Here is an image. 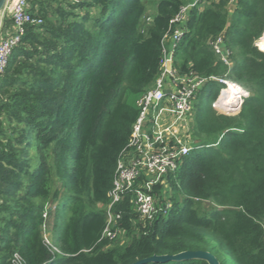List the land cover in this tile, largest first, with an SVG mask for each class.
Returning <instances> with one entry per match:
<instances>
[{
    "label": "trees",
    "instance_id": "trees-1",
    "mask_svg": "<svg viewBox=\"0 0 264 264\" xmlns=\"http://www.w3.org/2000/svg\"><path fill=\"white\" fill-rule=\"evenodd\" d=\"M188 1L155 0L152 12L144 0H28L42 23L25 26L0 78V264L14 252L26 264H131L185 250L209 251L220 264H264V51L255 45L264 0H203L189 10L172 66L224 77L248 96L235 115L218 113L223 85L207 80L193 102V144L164 179L171 197L160 196L161 184L150 190L168 208L142 217L124 193L110 208L116 236H102L107 213L97 206L111 202L139 113L129 97L159 75L162 38ZM216 37L229 65L212 48ZM50 218L58 251L43 241Z\"/></svg>",
    "mask_w": 264,
    "mask_h": 264
},
{
    "label": "built area",
    "instance_id": "built-area-1",
    "mask_svg": "<svg viewBox=\"0 0 264 264\" xmlns=\"http://www.w3.org/2000/svg\"><path fill=\"white\" fill-rule=\"evenodd\" d=\"M66 1L81 3L85 0ZM202 2L203 0H190L184 4L170 21L171 32L169 31L162 38L161 70L152 85L146 88L137 101L139 113L132 125L128 148L117 161L113 176L111 202L105 207L107 225L102 236L110 239L116 236L110 231V224L118 215L112 214L110 208L114 202L122 198L124 193H130V202L142 217L151 219L159 212L160 208H168L170 202L161 203L159 195L150 192V190L154 185L160 184L164 180L165 174L175 171L180 159L188 153L190 147L183 143V135L179 133L178 127L181 126L182 121L185 122V126L189 127L188 122L191 120L194 98L207 80H216L223 85L213 102V107L218 113L235 115L244 98L248 96L246 89L224 77L200 78L194 75H181L172 66V52L175 43L184 31L187 14L192 7H200ZM5 6H9L12 32L0 31V78L13 48L20 42L25 32V26L42 23V19L31 12L28 0H11L10 5ZM212 48L224 63L230 64L228 50L222 45L221 37L215 38ZM229 83L236 89L233 100L221 98V91ZM166 107H168L170 121L160 127L157 122ZM147 125L151 127L149 131L146 130ZM163 140L165 143L162 144ZM42 217L43 219L48 217V208L43 211ZM262 227L264 230V219ZM42 229L45 230L44 223ZM43 241L51 250L58 251L50 238L46 236L45 231ZM11 264L26 263L18 252H14L11 256Z\"/></svg>",
    "mask_w": 264,
    "mask_h": 264
},
{
    "label": "rangeland",
    "instance_id": "rangeland-1",
    "mask_svg": "<svg viewBox=\"0 0 264 264\" xmlns=\"http://www.w3.org/2000/svg\"><path fill=\"white\" fill-rule=\"evenodd\" d=\"M10 1L11 0H8V2H7V4L6 5H10ZM145 1V3H146V5H147V8H148V10L149 11H154V9H155V7H154V2H155V0H144ZM53 2V1H52ZM47 5L49 6V8H50V10H51V8L54 6V4L53 3H51L50 1L47 3ZM3 11V10H2ZM1 11V12H2ZM0 12V13H1ZM53 14H56V12H53ZM262 38H264V32H263V34L261 35V37L259 38V39H257L256 41H255V45L260 49V44H259V41H261L260 39H262ZM261 50V49H260ZM263 51H264V48L262 49ZM208 98V95L206 96H204V99H203V105H205V102L208 100L207 99ZM129 99H130V101H131V103L133 104V105H135L136 106V104H137V99H138V96L137 95H131L130 97H129ZM227 100H230V98L229 99H227ZM196 101H198V98H197V100ZM182 126V127H181ZM181 126H179L178 127V129H180L179 130V133H181V134H183V138L182 139H184V142L183 143H185V144H188L189 145V147L191 148V145L193 144V141H194V138L191 136V134H190V132H188V131H186L189 127L188 126H185V122H183L182 121V124H181ZM182 129V130H181ZM168 175V173L167 174H165V176H167ZM161 178V177H160ZM165 179V178H164ZM161 186H162V189H161V195L160 196H162V198L164 199V198H170L171 197V195H172V190L170 189V187H169V185H168V183L166 182V180H163L161 183ZM160 194V193H159ZM56 204L54 203V205L53 206H51V208H54V206H55ZM201 205L204 207L203 209H205L206 207H207V205H208V203H201ZM97 207H99V208H105V206H101V205H98ZM206 209H208V208H206ZM50 217H52V215L50 216ZM53 218V217H52ZM65 218H66V216H65V212H64V208H62V206L58 209V215L56 216V218H55V221H56V224H57V230L58 231H60L61 229H62V225H63V223H64V221H65ZM51 223H52V219L50 218L48 221H47V228H46V236H48V237H50L51 236ZM43 236H44V234H43ZM124 236L122 235H120L119 236V239H120V241H119V244H121L120 242H122L123 241V238ZM117 243V242H116ZM223 252H224V248L222 247V246H220V250H219V257L221 258V259H226L225 258V255L223 254Z\"/></svg>",
    "mask_w": 264,
    "mask_h": 264
},
{
    "label": "water",
    "instance_id": "water-1",
    "mask_svg": "<svg viewBox=\"0 0 264 264\" xmlns=\"http://www.w3.org/2000/svg\"><path fill=\"white\" fill-rule=\"evenodd\" d=\"M7 2L8 0H0V12L4 9ZM167 67H169V64H167ZM190 259L203 260L207 264H220L218 259L212 253L205 250H185L172 255L170 254L153 255L149 258L138 260L131 264H147L150 262L167 263V262H176V261H186Z\"/></svg>",
    "mask_w": 264,
    "mask_h": 264
},
{
    "label": "crops",
    "instance_id": "crops-1",
    "mask_svg": "<svg viewBox=\"0 0 264 264\" xmlns=\"http://www.w3.org/2000/svg\"><path fill=\"white\" fill-rule=\"evenodd\" d=\"M0 31H4V32H8V33L12 32V21L10 19L9 6H7V7L5 6L3 11L0 13ZM169 121H170V114L168 112V107H166L164 112L160 115L157 124L160 125V127H163ZM191 121H192V116H191V120H189V122H188L189 128H188V130H186L188 132H190V130H191ZM150 129H151V127L149 125H147L146 130L149 131ZM163 143H165V140H163L162 144Z\"/></svg>",
    "mask_w": 264,
    "mask_h": 264
},
{
    "label": "bare ground",
    "instance_id": "bare-ground-1",
    "mask_svg": "<svg viewBox=\"0 0 264 264\" xmlns=\"http://www.w3.org/2000/svg\"><path fill=\"white\" fill-rule=\"evenodd\" d=\"M261 41H259L260 44V49L262 50L264 47H262V45H264V38L260 39ZM236 93V89L235 86H233L232 84L229 83L228 86H226L222 91H221V98H225V100L229 99L233 100V96ZM232 98V99H231ZM234 102V101H232Z\"/></svg>",
    "mask_w": 264,
    "mask_h": 264
},
{
    "label": "snow or ice",
    "instance_id": "snow-or-ice-1",
    "mask_svg": "<svg viewBox=\"0 0 264 264\" xmlns=\"http://www.w3.org/2000/svg\"><path fill=\"white\" fill-rule=\"evenodd\" d=\"M262 47H264V45H262Z\"/></svg>",
    "mask_w": 264,
    "mask_h": 264
}]
</instances>
